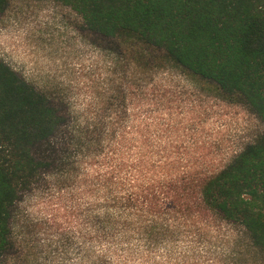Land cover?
<instances>
[{
  "label": "trees",
  "instance_id": "16d2710c",
  "mask_svg": "<svg viewBox=\"0 0 264 264\" xmlns=\"http://www.w3.org/2000/svg\"><path fill=\"white\" fill-rule=\"evenodd\" d=\"M10 1L0 0V14ZM54 1L79 16V30L115 43L116 64L141 77L175 70L201 81L253 113L262 129L227 163L200 168L198 118L187 117L164 85H114L110 115L100 121L94 112L82 125L0 59V264L15 249L17 202L55 168L86 185L93 245L126 257L132 242L148 255L177 238L207 248L206 232L219 222L234 242L230 256H256L218 264H264V0ZM124 87L140 104L127 123Z\"/></svg>",
  "mask_w": 264,
  "mask_h": 264
},
{
  "label": "rangeland",
  "instance_id": "374dc122",
  "mask_svg": "<svg viewBox=\"0 0 264 264\" xmlns=\"http://www.w3.org/2000/svg\"><path fill=\"white\" fill-rule=\"evenodd\" d=\"M79 21L70 7L54 0H11L0 14V59L54 97L61 108L74 111L82 125L94 119V112L99 120L110 115L104 108L114 85H164L187 117L198 118L193 129L199 140L194 147L200 152V168L227 163L261 131L262 125L253 113L221 100L201 81L187 79L175 70L157 75L148 72L141 77L131 65L116 64L112 55V50H117L115 43L82 32ZM101 45L110 50H101ZM124 89L125 98L120 102L127 108V123L140 104L137 95ZM189 104L196 105L195 110ZM53 171L17 202L11 224L15 249L3 264H94L98 259V264H218L219 257L243 262L256 256L251 251L230 256L234 242L228 228L219 226V222L206 232L207 248L201 240L189 245L192 240L177 238L171 244L158 243L148 255L132 242V255L126 257L122 249L93 245L86 225L90 197L85 183L63 169ZM230 263L229 259L224 262Z\"/></svg>",
  "mask_w": 264,
  "mask_h": 264
}]
</instances>
